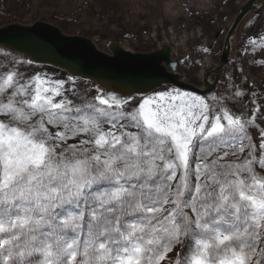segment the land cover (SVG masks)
<instances>
[{
    "label": "snow or ice",
    "instance_id": "6c2138e0",
    "mask_svg": "<svg viewBox=\"0 0 264 264\" xmlns=\"http://www.w3.org/2000/svg\"><path fill=\"white\" fill-rule=\"evenodd\" d=\"M17 75H0L3 264H161L181 244L173 264H252L264 157L239 159L254 147L241 117L175 89L73 108L63 81Z\"/></svg>",
    "mask_w": 264,
    "mask_h": 264
},
{
    "label": "rangeland",
    "instance_id": "374dc122",
    "mask_svg": "<svg viewBox=\"0 0 264 264\" xmlns=\"http://www.w3.org/2000/svg\"><path fill=\"white\" fill-rule=\"evenodd\" d=\"M247 1L12 0L14 4L8 3L1 10L8 12L5 17L10 13L20 15L22 19L15 22L32 24L43 20L58 26L69 35L91 37L95 44L106 52L107 44L111 41L118 42L125 50L131 52H151L169 45L173 49L174 57L177 53L188 56L179 64V73L185 75L189 83L206 89V75L219 64L227 32L241 6ZM34 15L40 18L35 19ZM52 17L54 21L51 20ZM59 23H63L68 29ZM8 72L18 73L16 79L21 84H29L36 75L51 82L63 81L62 96L56 97V100L71 101L73 108H82L79 103L84 101L98 103L95 97L100 94V88L93 82L73 78L51 66H27L18 55L0 53V75ZM211 80H214V75ZM217 87L219 88L211 94L200 96L175 86H164L144 97L154 95L158 91L175 89L201 97L215 114H220L226 109L246 122L248 139L244 142L254 145L253 148H246L243 153H239V159L242 161L249 158L250 151L257 159L264 157V149L261 148L264 143V10L260 15L250 13L239 26L234 38L231 61L221 70ZM217 91H223L224 95H217ZM237 92L243 95L236 96ZM141 98H134L123 108L111 110L132 111L141 102ZM108 127L109 125H104L105 130H108ZM50 130L56 132L60 129ZM129 131L135 132L136 129ZM87 138L85 135L70 137L67 145L75 144L79 147L80 141ZM64 146L66 145H62ZM195 151L198 155V146ZM225 159L237 158L229 156ZM254 168L259 176L264 177V168L258 163L254 164ZM259 236L264 237V225L259 231ZM256 244L258 251L251 258L252 264H260L264 259V238L257 239ZM184 250V244L175 246L161 264H173L177 254L183 255ZM0 264H3L2 257Z\"/></svg>",
    "mask_w": 264,
    "mask_h": 264
},
{
    "label": "water",
    "instance_id": "95a60500",
    "mask_svg": "<svg viewBox=\"0 0 264 264\" xmlns=\"http://www.w3.org/2000/svg\"><path fill=\"white\" fill-rule=\"evenodd\" d=\"M258 1L248 0L241 6L225 37L219 64L206 75V89L189 83L179 73V64L188 56L177 53L174 57L169 45L151 52H131L111 41L106 52L93 38L69 35L43 20L0 26V50L18 55L32 65L51 66L73 78L93 82L100 88L99 95H116L127 99V103L164 86L206 96L215 91L221 70L231 61L235 34L241 23L250 13L260 15L264 10V1Z\"/></svg>",
    "mask_w": 264,
    "mask_h": 264
},
{
    "label": "trees",
    "instance_id": "16d2710c",
    "mask_svg": "<svg viewBox=\"0 0 264 264\" xmlns=\"http://www.w3.org/2000/svg\"><path fill=\"white\" fill-rule=\"evenodd\" d=\"M8 3L9 4H14L13 2H12V0H2V4L0 5V18L1 17H3V18H1V20H0V24H4V23H9V22H15V21H18V20H20V19H22L21 18V16L19 15V16H15L14 15V13L13 14H9L7 17H5L7 14H8V12H3L1 9L3 8V7H6L7 5H8ZM16 5V4H15ZM18 7V6H17ZM35 19H37V18H40V16H33ZM51 20H53L54 21V18L52 17L51 18ZM60 24V26H62V27H65V29H68V28H66V26L63 24V23H59ZM0 53H2V54H6V52L4 53L2 50H0ZM21 60H22V62L23 63H26L27 64V66H33L32 64H30L28 61H26L24 58H22L21 57ZM220 87V86H219ZM219 87H217V88H219ZM222 88V87H221ZM221 91V90H220ZM220 91H217L216 92V94L217 95H221V96H223L224 95V92L222 91L221 93H220ZM87 103H97V102H95V101H92L91 102V100H89V101H84L83 103H79L80 104V106H83L82 108H84L85 107V105L87 104ZM98 104V103H97ZM106 107V106H105Z\"/></svg>",
    "mask_w": 264,
    "mask_h": 264
},
{
    "label": "bare ground",
    "instance_id": "6f19581e",
    "mask_svg": "<svg viewBox=\"0 0 264 264\" xmlns=\"http://www.w3.org/2000/svg\"><path fill=\"white\" fill-rule=\"evenodd\" d=\"M247 18V17H246Z\"/></svg>",
    "mask_w": 264,
    "mask_h": 264
}]
</instances>
